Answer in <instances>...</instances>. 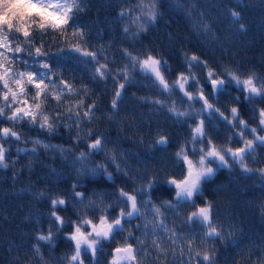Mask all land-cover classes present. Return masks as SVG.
Segmentation results:
<instances>
[{
  "label": "snow or ice",
  "instance_id": "snow-or-ice-1",
  "mask_svg": "<svg viewBox=\"0 0 264 264\" xmlns=\"http://www.w3.org/2000/svg\"><path fill=\"white\" fill-rule=\"evenodd\" d=\"M86 6L87 0H0V117L3 118L0 124L12 125L0 127V167H9L10 149L5 144L13 138L15 141L23 139V133L16 130V125L27 123L49 134L61 127L70 132L76 129L73 140L77 144L83 141L87 151L76 154L71 147L44 143L38 138L32 140V151L35 153L36 146H40L59 152L65 160L71 156V164L80 165L75 169L78 178L104 175L111 180L113 173L108 171L109 164L117 172L129 176V170L121 168V163L127 164L126 158L123 153L108 148L111 142L108 137L93 128L82 127L99 119L96 116L98 106L96 101L86 105L85 99H75L81 93L83 97H88L91 91L87 85L77 86L74 77H66L63 66L73 60L84 65L91 64L93 80L107 82L111 78L116 83L111 100V108L116 114L126 85L132 82L133 73L139 71L153 87L167 96V99L151 98L158 109L166 108L177 121L197 119L188 126V137L171 153V166L154 167L146 180L139 177L143 182L131 191L123 187L116 189L115 205L105 204L99 196L100 202L97 203L88 198L84 191H77L81 186L79 179L71 185L69 198L62 195L49 197L55 232L51 226L46 233L38 232L36 243L30 246L31 256L17 258L16 264H51V258L45 257L41 250V242L54 245L56 234L66 226L71 228L64 235L72 248L70 253L55 258L58 264H85V256L96 262L97 253L103 251L104 242L114 240L116 235H125V225L133 219L143 221L136 227L141 229L142 236L151 237L150 242L136 237L133 231H127L124 242L112 249L107 264H149V261L151 264H169V257L172 264H218L216 244H235L238 227L235 223L225 226L215 202L204 196V188L224 168L230 171L238 168L242 174L258 175L264 182V167L249 164V160L258 162V149L264 148V107L260 106L264 104V75L254 69L241 72L230 66H223L218 71L209 60L202 59L196 53L185 52V70L179 71L170 80L168 61L162 54L148 50L143 55H134L127 48L121 52L128 62L113 70L104 55L103 45L92 47L85 28L77 23L79 14L85 11ZM164 6L162 0H138L134 7H121L118 16L127 17L130 21L124 27L125 33L133 27V37L148 32L163 17L161 9ZM172 7L183 11L189 19L195 12L203 22L193 24L194 30L205 35L210 42L220 40L212 22H208L193 0H187V3L173 0ZM226 11L231 19V27L236 32H245L247 25L240 4ZM47 36H51V39H45ZM19 65L24 67L20 68ZM194 68L203 70V84ZM121 80L123 82H119ZM205 85L211 89L207 95ZM229 86L239 95L232 97L233 105L227 108L226 114L217 103L219 95H231ZM177 91L182 99L187 100V109L182 110L172 99ZM213 100L217 103H213ZM194 102L200 103L199 109L194 108ZM244 104L251 105L256 127L241 115ZM60 108L63 111L57 110ZM216 120L223 121L231 130L232 134L224 142L215 138L210 130ZM237 138L238 146H233ZM139 142L144 145L145 152L166 153L170 146L169 136L161 132L149 144H145L143 139ZM99 153H103L109 163L88 167L90 158ZM158 184L166 185L171 194V198L163 199L159 204L152 198ZM37 195L44 197L47 193ZM86 199L87 204L84 203ZM197 200L202 202L197 203ZM74 201L80 204L78 209L74 205L76 219L66 220L56 209H64ZM120 204L124 206L120 207ZM184 205H190L192 209L184 213L181 220L182 225L192 229L188 233L178 231L175 223L167 217V212L179 217L181 214L177 209ZM114 206L119 210L115 216H110L109 209ZM97 209L99 215H89L90 210ZM261 212L264 213V204L261 205ZM197 227L201 229L198 233L195 232ZM131 240H135V244ZM257 251L260 255L255 260L252 259L255 253L251 252L246 259L242 257L244 264H264V249L257 248ZM237 264H241V261H237Z\"/></svg>",
  "mask_w": 264,
  "mask_h": 264
},
{
  "label": "trees",
  "instance_id": "trees-1",
  "mask_svg": "<svg viewBox=\"0 0 264 264\" xmlns=\"http://www.w3.org/2000/svg\"><path fill=\"white\" fill-rule=\"evenodd\" d=\"M182 2L187 3V0ZM193 2L198 4L199 11L205 14L208 22H212L213 30L220 37L219 41L210 42L205 35L194 30L193 24L203 21L195 12L189 19L183 11L172 7L173 0H162L165 5L161 9L164 13L163 17L139 37L132 36L134 27L125 33L124 27L130 21L127 17L118 16L121 7H134L138 0H87L85 11L79 14L77 23L85 28L92 47L103 45L104 55L107 56V62L113 70L128 62L121 52L122 49L127 48L134 55H143L148 50L153 51L154 54H162L168 61L170 80L174 79L179 71L185 70V52L196 53L202 59L209 60L218 71L223 66H230L241 72L254 69L258 74L264 75V0H193ZM237 3L243 8L244 22L247 25L245 32H236L231 27V19L226 11L235 7ZM45 39H51V36ZM101 62L105 61L101 60ZM19 67L24 66L19 65ZM63 67L67 78L74 77L77 86L87 85L91 91L90 96L83 97L81 93V96L75 99H85L86 105L96 101L98 106L96 116L99 119L85 123L82 127L93 128L108 137L111 141L108 148L123 153L126 158L127 164L121 163V168L129 170V176L117 172L114 166L109 164L108 171L113 173L111 180L104 175H85L78 178L75 169L80 165L73 166L70 162L71 156L65 160L61 158L59 152L40 146H36L35 153L32 151L34 147L32 140L37 138L44 143L60 145L63 148L71 147L76 154L87 151L83 141L77 144L73 140L75 128L70 132L67 128L61 127L55 133L49 134L34 125L17 124L16 130L23 133V139L15 141L13 138L5 144V147L10 149L9 167H0V264H16L17 258L31 256L30 246L36 243V234L41 231L46 233L50 226L55 232L54 218L50 215L52 208L49 197L62 195L66 199L69 198L71 185L79 179L81 186L76 189L77 191H84L88 198L96 200L97 203L100 202L99 196L103 198L105 204L115 205L116 189L123 187L126 191H131L143 182L139 177H144L146 180L154 167L171 166V153L188 137V126L194 124L197 119L177 121L166 108L158 109V106L151 102V98L167 99V96L153 87L150 80L139 71L133 73L132 82L126 85L116 114L111 108L116 83L111 78L107 82L93 80L92 65L77 63L75 60ZM193 70L203 84V70L200 68ZM210 91L211 89L205 85V94ZM229 93L231 95L227 93L219 95L218 103L213 100V103H217L226 114L227 108L233 105L232 97L239 95L232 86H229ZM141 97L149 99H140ZM172 99L182 110L188 108L187 100L182 99L178 91ZM260 106L264 107V104ZM194 108L199 109L200 103L194 102ZM57 110L63 111V108ZM241 115L253 127L257 126L251 105H242ZM2 119L0 117V120ZM11 126L9 123L0 124V127ZM210 130L220 142H224L225 138L232 134L221 120L214 121ZM158 132L170 138L167 152H145L144 145L139 141L143 139L145 144H149ZM233 146H238V138ZM18 149L25 150L17 151ZM257 160L258 162L249 160V164L257 168L264 167V148L258 149ZM99 163H109L103 153L92 156L88 167ZM40 192L47 193V196H38ZM204 196L215 202L220 220L225 226L228 223H235L238 227L234 237L235 244H216L218 264H237V261L244 264L241 258L246 259L250 252L255 253L252 256L255 260L260 255L257 248L264 249V213L261 212V205L264 204V182L261 178L258 175L242 174L238 168L231 171L224 168L205 185ZM152 198L159 204L161 200L171 198V194L166 185L158 184L152 193ZM144 199H147V196H144ZM201 202L197 200V203ZM84 203L87 204V199ZM74 205L75 209L80 207V204L74 201L73 204L64 206V209L57 208L56 211L66 220H74L76 219ZM123 206L120 204V207ZM118 210V207L114 206L109 209V215L115 216ZM191 210L190 205L177 209L181 214L179 217L167 212L168 220L175 223L178 231L191 232L192 229L181 224L183 214ZM99 214L98 209L89 211L90 216ZM138 223L140 221L133 219L131 223L126 224L125 235H116L114 240L105 241L103 251L97 253V261L94 262L85 256V264H107L111 259L112 249L124 242L127 231H133L136 237L148 239L150 242V236L144 237L141 231L139 233L136 227ZM69 231L71 228L66 226L57 233L55 244L52 246L41 242V250L45 257L51 258V264H58L56 257L71 252L72 244L64 235ZM200 231L198 227L195 229L197 233ZM130 242L135 244L136 241ZM169 264H172L171 257Z\"/></svg>",
  "mask_w": 264,
  "mask_h": 264
},
{
  "label": "rangeland",
  "instance_id": "rangeland-1",
  "mask_svg": "<svg viewBox=\"0 0 264 264\" xmlns=\"http://www.w3.org/2000/svg\"><path fill=\"white\" fill-rule=\"evenodd\" d=\"M138 224H142V220H141L140 223H138ZM138 229H139V228H138ZM138 231H139V233H140L141 229H139Z\"/></svg>",
  "mask_w": 264,
  "mask_h": 264
}]
</instances>
